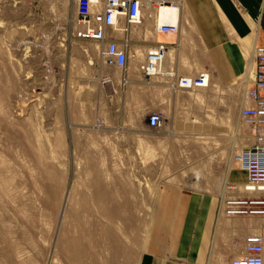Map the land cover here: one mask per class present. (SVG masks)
Returning <instances> with one entry per match:
<instances>
[{
    "label": "rangeland",
    "instance_id": "1",
    "mask_svg": "<svg viewBox=\"0 0 264 264\" xmlns=\"http://www.w3.org/2000/svg\"><path fill=\"white\" fill-rule=\"evenodd\" d=\"M73 12L71 0H0V158L9 174L17 169L26 180L19 203L2 196L0 264H60L55 251L67 229H76L69 219L61 228L65 202L70 195L67 206L73 210L95 207L94 183L102 185L110 204L115 197L129 202L136 218L131 230H119L118 220L113 226L126 250L120 261L138 264L159 203L157 187L170 183L211 192L219 202L235 167L233 154L253 139L240 117L245 79L213 80L209 88L175 93L156 77L141 97L140 73L132 69L133 82L123 85L121 72L102 63L95 42L73 37ZM136 28L130 35L134 47L147 32ZM151 34L147 37L156 35ZM175 38L158 36L167 42ZM180 44V74L204 69L202 64L189 72L182 66L188 64L186 52L194 62L206 55L191 31H184ZM110 73H117L115 82H104ZM154 110L166 115L160 130L147 125ZM231 179L245 175L234 171ZM39 186L50 188L51 197Z\"/></svg>",
    "mask_w": 264,
    "mask_h": 264
},
{
    "label": "crops",
    "instance_id": "2",
    "mask_svg": "<svg viewBox=\"0 0 264 264\" xmlns=\"http://www.w3.org/2000/svg\"><path fill=\"white\" fill-rule=\"evenodd\" d=\"M184 31H191L200 51L206 54L199 57L200 63L184 54L192 72L203 64L212 71V81L245 79L248 84L252 74L248 57L254 46H264V0H183L179 32H156L145 42L149 47L157 43L160 34L176 36V42H169L167 66L175 67L178 73ZM110 74L117 78V73ZM149 84L142 77L141 97ZM234 171L244 174L245 179H231ZM229 180L245 182L247 174L234 167ZM164 184L157 187L159 203L152 213L149 237L138 264H231L232 258L244 252L246 235L264 230V217L218 216V196L214 193Z\"/></svg>",
    "mask_w": 264,
    "mask_h": 264
},
{
    "label": "built area",
    "instance_id": "3",
    "mask_svg": "<svg viewBox=\"0 0 264 264\" xmlns=\"http://www.w3.org/2000/svg\"><path fill=\"white\" fill-rule=\"evenodd\" d=\"M71 4L73 37L95 42L102 63L121 72L123 85L131 81L134 69L148 82L160 77L173 90L209 86L213 73L208 68L182 75L175 67L164 66L171 43L158 40L148 47L142 32L137 49L130 39L132 27H143L147 19L157 22V33L179 32L183 0H71ZM118 32L127 37L119 39ZM250 59L253 71L244 88L240 117L250 127L253 139L233 154L235 167L247 174V180L228 179L223 184L218 216L264 217V46H254ZM103 79L114 83L116 78L104 74ZM166 120L164 111L154 110L148 114L147 125L160 130ZM231 264H264V230L246 235L244 252L232 258Z\"/></svg>",
    "mask_w": 264,
    "mask_h": 264
},
{
    "label": "bare ground",
    "instance_id": "4",
    "mask_svg": "<svg viewBox=\"0 0 264 264\" xmlns=\"http://www.w3.org/2000/svg\"><path fill=\"white\" fill-rule=\"evenodd\" d=\"M165 11L171 12L172 10L170 8H165ZM145 23H144L146 25L145 29H147L146 37H147V34L148 35L150 34V32H152V34L153 33L156 34L157 22H154L151 19H147ZM154 41L156 42V40ZM167 58H168V55L165 59L166 63L164 62L165 67H168ZM182 66L183 68L186 69V71H189V72H191V69L193 67V66L191 67L189 63L188 64L184 63ZM250 71L251 72L253 71L251 59H250ZM211 84H212V76H211V81L209 83L208 88L210 87ZM181 90L182 91H187V90L192 91L194 89H180V91ZM175 91L177 92L179 91V89ZM27 158H29V156ZM24 163H25L26 170H28V172L31 173L32 175V167L29 166V163L27 161H25ZM7 167L8 166H6V161L0 158V209H2L1 207H3V198H2L3 194H6V196L7 195L10 196V199L12 201L16 200V202L18 201L19 203V198H22V196L24 195L23 190L26 189V182H25L26 180L23 179L21 172L17 169H13L12 171L13 174L11 175L8 173L9 169ZM104 173H105V170H104ZM104 176L107 178L108 174L105 173ZM227 180L228 179H226L223 182V184ZM15 181L17 183V186L15 184ZM96 181H98V179ZM99 181H100V178H99ZM223 184H222L221 190L223 189ZM93 186H94L93 195L97 203L95 207H91L88 205H84V206L82 205L73 210L67 206V205L70 206L71 204L69 200L70 195H68V199L65 202L66 206L64 207V210H63V220H62L61 228H63L62 226H64L65 221L68 222L67 219H69L71 224L73 222L75 223L76 229L75 228L67 229L66 231L67 233L64 234L63 240L61 239L62 241H61V247H60L59 252L55 251L56 254L59 253L60 255L57 259L59 260L60 264H130L128 260H124L123 262H121L122 260L120 261V257L126 255V250H125L124 245L121 242V239L119 238V236L121 235L118 236L117 231L113 226V223L114 221L116 222L117 220L120 221L119 230H121L122 232L123 231L129 232V230H131V227L133 226V222L136 221V218L134 217L132 213V208L131 206H129L128 201H122L121 199H117L116 197L113 203L110 204L107 201V199H104L105 191L103 190L102 185L100 184L98 185L94 183ZM50 187L52 189H58L57 185L53 183L52 184L50 183ZM39 188L40 190L42 188L41 191H45L49 193V196H50L51 194L50 188H48L49 190L44 189L42 186L41 187L39 186ZM33 212H34V206L29 205L26 209L27 215L31 217V215H33ZM5 215L7 214L5 213ZM36 218L38 220V217ZM3 219L4 218L2 214L0 213V220H3ZM104 219H107L109 223H105ZM10 227L11 225L9 226V228ZM17 227H20V226H17ZM21 227H23V224Z\"/></svg>",
    "mask_w": 264,
    "mask_h": 264
}]
</instances>
